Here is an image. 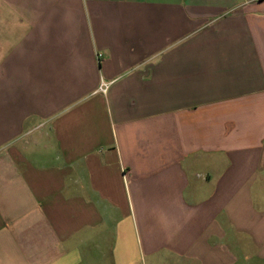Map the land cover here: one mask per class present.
I'll use <instances>...</instances> for the list:
<instances>
[{"label": "crops", "instance_id": "0c3cea01", "mask_svg": "<svg viewBox=\"0 0 264 264\" xmlns=\"http://www.w3.org/2000/svg\"><path fill=\"white\" fill-rule=\"evenodd\" d=\"M0 264H264V0H0Z\"/></svg>", "mask_w": 264, "mask_h": 264}, {"label": "built area", "instance_id": "2783aa9c", "mask_svg": "<svg viewBox=\"0 0 264 264\" xmlns=\"http://www.w3.org/2000/svg\"><path fill=\"white\" fill-rule=\"evenodd\" d=\"M108 89H109V84L102 82V84L100 86V91L102 93H107Z\"/></svg>", "mask_w": 264, "mask_h": 264}]
</instances>
